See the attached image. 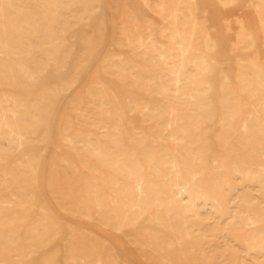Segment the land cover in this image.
Segmentation results:
<instances>
[{
  "label": "rangeland",
  "instance_id": "rangeland-1",
  "mask_svg": "<svg viewBox=\"0 0 264 264\" xmlns=\"http://www.w3.org/2000/svg\"><path fill=\"white\" fill-rule=\"evenodd\" d=\"M181 2L0 0L4 264H264V0Z\"/></svg>",
  "mask_w": 264,
  "mask_h": 264
},
{
  "label": "bare ground",
  "instance_id": "bare-ground-1",
  "mask_svg": "<svg viewBox=\"0 0 264 264\" xmlns=\"http://www.w3.org/2000/svg\"><path fill=\"white\" fill-rule=\"evenodd\" d=\"M192 1V3H194V4H196L197 3V0H191ZM162 3H163V6H164V4H165V0H162ZM181 0H178V5H177V7L172 11V16H171V20H170V22H168V23H166V24H162V26H163V30H162V32L164 33V34H167V33H169L170 34V36H171V38H172V42L176 39V37L178 36V35H182V11H181V9H180V5H181ZM165 7V6H164ZM128 18V17H127ZM193 26L194 27H196L197 26V23L196 22H193ZM253 42L255 43L256 42V39L255 38H253ZM206 45H205V48H204V51H205V53H206V59H209V58H214V54L213 53H210L209 51H207V49H206V47H207V44H208V39L206 40V43H205ZM182 49V48H181ZM182 52H183V58H182V61H184V58H185V53H186V50L185 49H183L182 50ZM207 68H205V70H206ZM0 103H1V98H0ZM171 118H172V114H171ZM176 127V126H175ZM193 145V144H192ZM94 153V152H93ZM185 153V152H184ZM183 160V159H182ZM168 165H170V164H168ZM213 165H215V164H213ZM152 166V165H151ZM263 170H264V168H263ZM171 171V170H170ZM173 171H175V170H173ZM221 171V170H220ZM177 172V171H176ZM181 171H178V173H180ZM200 173H197V175H199ZM176 175H178V174H176ZM158 176H159V178H162L163 177V174L161 173V172H158ZM248 176V175H247ZM250 176V175H249ZM144 178H145V174H143L142 176H141V178L138 180V182H137V184H136V188L138 189V191L139 192H142V189H143V185H142V183H143V181H144ZM174 178V177H173ZM165 180V179H164ZM171 180V179H170ZM169 180V181H170ZM161 181V180H160ZM159 181V182H160ZM159 182H157V183H159ZM99 183H103V181H99ZM158 185V184H157ZM173 185V184H172ZM143 195H144V193H143ZM180 196V195H179ZM142 197H144V196H142ZM145 198V197H144ZM180 198V197H179ZM94 200V199H93ZM141 200V199H140ZM172 201H174V202H176L177 204H178V207H179V209H181V210H184L185 209V206L183 205V204H181V202H178V201H175L174 200V198L172 197ZM110 204L111 205H118V201L113 197V195H111V198H110ZM191 204V203H190ZM195 204L197 205V201L195 202ZM194 204V205H195ZM189 206V205H188ZM193 206V205H192ZM194 207V206H193ZM193 207H192V209H193ZM3 208H5V206H4V203L3 202H0V212H1V210L3 209ZM191 208V207H190ZM138 209V208H137ZM189 209V208H188ZM98 210V209H97ZM1 214V213H0ZM118 217V216H117ZM128 217V216H127ZM127 217H126V219H127ZM15 217H11L10 219H5V220H0V225H3V224H5V223H13V221L15 220L14 219ZM140 218V217H139ZM141 219V218H140ZM126 221V220H125ZM136 223V222H135ZM186 225V224H185ZM124 226V225H123ZM119 230H120V228H119ZM189 238V237H188ZM190 239V238H189ZM156 242V241H155ZM163 244V243H162ZM92 249V248H91ZM90 249V250H91ZM171 249V248H170ZM76 251V250H75ZM91 252H92V250H91ZM93 252H95V251H93ZM92 252V253H93ZM96 253V252H95ZM79 255V254H78ZM100 258V257H99ZM94 260V259H93ZM82 261V260H81ZM101 260H99V262H100ZM102 262V261H101ZM101 262H100V264H101ZM0 264H4V262L1 260V254H0ZM82 264V263H81ZM84 264V263H83Z\"/></svg>",
  "mask_w": 264,
  "mask_h": 264
}]
</instances>
